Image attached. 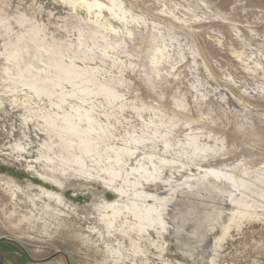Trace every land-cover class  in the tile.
<instances>
[{
	"label": "rangeland",
	"instance_id": "1",
	"mask_svg": "<svg viewBox=\"0 0 264 264\" xmlns=\"http://www.w3.org/2000/svg\"><path fill=\"white\" fill-rule=\"evenodd\" d=\"M2 238L4 264H264V0H0Z\"/></svg>",
	"mask_w": 264,
	"mask_h": 264
},
{
	"label": "flooded vegetation",
	"instance_id": "2",
	"mask_svg": "<svg viewBox=\"0 0 264 264\" xmlns=\"http://www.w3.org/2000/svg\"><path fill=\"white\" fill-rule=\"evenodd\" d=\"M7 241H9V239L8 240H5L4 238L0 239V242H7ZM0 264H4V262L1 259H0Z\"/></svg>",
	"mask_w": 264,
	"mask_h": 264
},
{
	"label": "bare ground",
	"instance_id": "3",
	"mask_svg": "<svg viewBox=\"0 0 264 264\" xmlns=\"http://www.w3.org/2000/svg\"><path fill=\"white\" fill-rule=\"evenodd\" d=\"M4 150V149H3Z\"/></svg>",
	"mask_w": 264,
	"mask_h": 264
}]
</instances>
